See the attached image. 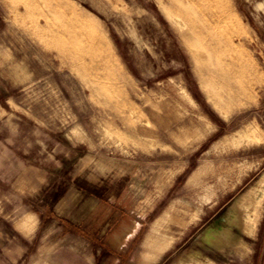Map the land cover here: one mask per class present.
<instances>
[{"label":"rangeland","instance_id":"obj_1","mask_svg":"<svg viewBox=\"0 0 264 264\" xmlns=\"http://www.w3.org/2000/svg\"><path fill=\"white\" fill-rule=\"evenodd\" d=\"M67 1L0 0V264H264V0L208 6L233 54L188 2Z\"/></svg>","mask_w":264,"mask_h":264},{"label":"bare ground","instance_id":"obj_2","mask_svg":"<svg viewBox=\"0 0 264 264\" xmlns=\"http://www.w3.org/2000/svg\"><path fill=\"white\" fill-rule=\"evenodd\" d=\"M54 1H57V2L63 1L64 2V4H63L64 7L66 9H68L70 12L71 21H73L76 24L83 25V26H86L88 24V19L85 17V15L83 13L75 10L73 5H71L67 0H54ZM181 1H183L185 3L188 2L189 9L186 12L188 14H191V13L193 14L192 17L190 15H188V19L190 18L189 22L191 23V26H192L191 33L194 36H198L199 38L201 37V39L208 41L207 45H208V47H210L209 48L210 50L216 49L219 46V44L224 45V47H226L227 50L230 51L232 54H233V51L237 50V49H235L234 45H232L230 38L228 36L224 35V37H222L220 40L219 39H215L213 41L211 40L212 39L211 36L214 34L213 33L214 30H213L212 26L215 25L214 23H216V21L222 20L223 14L221 13V11L219 9L213 10L208 6L213 3L214 5L216 4L217 6L221 7L223 4L221 2V0H181ZM177 4L179 6H177L176 11H178L179 13L180 12L184 13V11H183L184 9L182 8V5L180 6L179 2ZM179 20H180V23L184 26V21H182L181 19H179ZM236 68L238 71H241V70L243 71V68L241 66H239V67L236 66ZM249 69L251 70V68H249ZM251 72H253V71H251ZM239 77H240V75H239ZM224 80H226V79H224ZM226 82H228L229 84H231V86H233L232 82H229L227 80H226ZM240 91H242V89ZM248 138H255V134L248 136Z\"/></svg>","mask_w":264,"mask_h":264},{"label":"flooded vegetation","instance_id":"obj_3","mask_svg":"<svg viewBox=\"0 0 264 264\" xmlns=\"http://www.w3.org/2000/svg\"><path fill=\"white\" fill-rule=\"evenodd\" d=\"M226 221H227V220H226ZM224 222H225V220H223V222H221V223H222V224H225Z\"/></svg>","mask_w":264,"mask_h":264}]
</instances>
